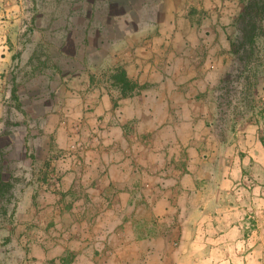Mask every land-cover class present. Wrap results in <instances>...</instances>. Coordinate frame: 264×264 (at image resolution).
<instances>
[{"label": "crops", "instance_id": "0c3cea01", "mask_svg": "<svg viewBox=\"0 0 264 264\" xmlns=\"http://www.w3.org/2000/svg\"><path fill=\"white\" fill-rule=\"evenodd\" d=\"M58 1L0 0V86L43 137L0 125V264L262 260L263 113L215 123L244 0Z\"/></svg>", "mask_w": 264, "mask_h": 264}, {"label": "rangeland", "instance_id": "374dc122", "mask_svg": "<svg viewBox=\"0 0 264 264\" xmlns=\"http://www.w3.org/2000/svg\"><path fill=\"white\" fill-rule=\"evenodd\" d=\"M59 1H53V0H38V6L41 10L46 11L54 7L56 9V13L59 14L61 20H57L56 23L62 24L63 23V4L58 3ZM94 8H92L93 11ZM89 24V23H88ZM90 26V24L88 25ZM67 39V38H66ZM73 47L78 48V42L77 37H73ZM95 40V38H92ZM74 55V54H73ZM89 58V56H88ZM74 59V56H73ZM75 60V59H74ZM90 61V60H89ZM250 68L246 69L243 72H237L236 74H239L237 78V82L239 83L236 86V90L230 91L229 93H226L224 90L225 84L224 80L227 78H230L228 75H225L223 81L215 87V97H216V104L217 107L220 106L221 111L217 113V116L215 117V123L218 127H228L231 130L242 128L245 123V120L250 117L249 112L251 109H255L254 114L263 113L264 109V32L263 35L259 38L257 45L254 48V53L251 58L250 62ZM247 83H250L251 86L247 87ZM21 88V87H20ZM46 89V86L42 85L40 86L41 92H43ZM6 92L5 87L0 86V105L4 107L3 113L0 109V125H4L6 128L13 129V130H21L23 131L24 139L25 141L29 142H42V134L39 127L37 129H34L33 131H36L37 134L35 136H32L31 130L33 121L32 118L26 117L25 114L21 111V108H19L17 101L15 99H8L10 96L8 95V98L5 99L4 93ZM4 97V98H3ZM24 101V106H25ZM40 103V101H39ZM42 103V101H41ZM0 106V107H1ZM250 106V107H249ZM25 108H28L25 106ZM46 117L40 116V119L38 120L39 125L45 124ZM57 126L59 124L57 123ZM56 126V127H57ZM42 128V127H41ZM259 129L262 133H260L264 138V121L261 122ZM53 139L54 142L55 138ZM52 140L50 141L51 144H54ZM57 144V142H56ZM264 144V143H263ZM58 150V149H57ZM13 156V154H12ZM30 182V180H25L22 182V184H26ZM1 201H3L0 204V218H3L1 216L2 213H4V205L7 206L8 213H11V210L13 209L11 204L15 201V198H10V200H6L4 197ZM245 223L246 228V237L249 239L250 235L254 234L255 230H259V225L262 226L264 230V203L263 205L258 204L257 211L248 212L245 214L243 220ZM260 232L257 234L259 236ZM264 237V233L262 234ZM249 251L251 249L255 248V245L252 246L248 244L246 246ZM260 246H258L259 248ZM259 252V251H258ZM263 254H264V244H263ZM264 256V255H263ZM256 255L252 254V256L242 262H232V264H264V257L263 259H256Z\"/></svg>", "mask_w": 264, "mask_h": 264}, {"label": "trees", "instance_id": "16d2710c", "mask_svg": "<svg viewBox=\"0 0 264 264\" xmlns=\"http://www.w3.org/2000/svg\"><path fill=\"white\" fill-rule=\"evenodd\" d=\"M235 24L236 35L230 40V52L234 56L235 67L228 73L230 78L224 80L226 93L236 90L235 88L239 84L237 79H234L239 77V74L236 73L250 68L254 48L264 32V0H244L243 8L238 14ZM112 78L116 84H120L122 94L132 87L125 72L121 69L117 70ZM246 85L247 87L251 86L250 83ZM10 187L11 182H0V189L7 191ZM3 198L1 196L0 200ZM5 198L10 200L9 196Z\"/></svg>", "mask_w": 264, "mask_h": 264}]
</instances>
